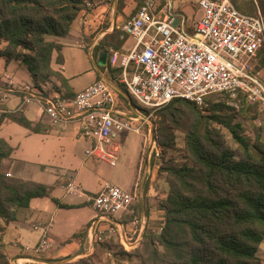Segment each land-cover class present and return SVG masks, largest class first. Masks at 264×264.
Returning a JSON list of instances; mask_svg holds the SVG:
<instances>
[{"label":"trees","instance_id":"16d2710c","mask_svg":"<svg viewBox=\"0 0 264 264\" xmlns=\"http://www.w3.org/2000/svg\"><path fill=\"white\" fill-rule=\"evenodd\" d=\"M141 2L138 0L139 7ZM257 2L233 0L241 12L256 15L260 10L264 16V0ZM86 8V0H0V57L26 65L37 89L56 78L60 86L55 92L63 98L73 97L64 76L52 69V56L62 49L57 40L69 34ZM58 61H62L61 56ZM208 105L175 99L159 111L160 121L154 122L163 149L157 170L160 176L167 175L169 186L162 203L166 219L161 232L146 235L141 245L129 253L114 241L96 242L93 254L67 264H101L100 257L108 251H113V256L135 257L140 264L264 262L258 256L264 242V141L260 132L254 142L246 139L241 124L220 114L225 105ZM246 106L258 116L256 104ZM4 120L32 132L40 131L39 124L19 111H4L0 126ZM214 124L229 130L238 149L227 143L212 127ZM259 131L263 130L259 127ZM177 132L185 135L184 164L165 161L164 157L176 148ZM12 152L9 143L0 137V264H9L3 241L5 226L17 219L20 208H28L35 198L49 196L51 190L48 185L8 177Z\"/></svg>","mask_w":264,"mask_h":264},{"label":"built area","instance_id":"2783aa9c","mask_svg":"<svg viewBox=\"0 0 264 264\" xmlns=\"http://www.w3.org/2000/svg\"><path fill=\"white\" fill-rule=\"evenodd\" d=\"M144 0L136 15L123 24L122 30L136 41L133 50L122 60L125 71L120 84L135 101L137 110L120 109V93L106 81L97 80L71 98L59 94L44 96L36 89H21V107L37 102L52 126L75 124L78 137L91 146L87 157L116 167L122 154V135L134 133L144 137V156L159 165L163 149L158 142L157 126L152 112L183 99L204 106L208 96H224L236 106L242 101L256 104L258 125L264 130V16L260 10L249 15L236 8L231 0H200L201 17L191 32L178 25L173 0ZM90 8L92 4L86 3ZM85 47V44L83 45ZM114 52L111 64L115 65ZM133 65V73L128 68ZM13 91V83L0 90V103ZM145 111L151 113L146 114ZM156 160V161H155ZM155 166V165H154ZM153 166V167H154ZM8 177L12 175L7 174ZM146 174L141 170L131 191L105 182L95 194H89L72 178L65 190L91 204L100 217L129 214L131 224L144 221L136 218L134 206L141 197ZM163 228V227H162ZM160 229V231L162 230ZM117 240L125 252L139 247L128 234L121 235L118 226L100 230L95 243ZM45 231L34 248L44 257L53 247ZM107 256L112 255L108 251ZM70 263V262H68ZM43 264H67L44 262ZM261 264H264L262 262Z\"/></svg>","mask_w":264,"mask_h":264},{"label":"crops","instance_id":"0c3cea01","mask_svg":"<svg viewBox=\"0 0 264 264\" xmlns=\"http://www.w3.org/2000/svg\"><path fill=\"white\" fill-rule=\"evenodd\" d=\"M199 1L173 0L174 10L178 13L177 26H182L183 21L187 31L193 30L194 23L201 17ZM87 2L92 6L79 13L66 37L57 40L62 49L53 53L52 69L64 76L72 95L97 80H103L119 90L120 109L137 110L126 89L119 87L114 76L119 78L123 75L125 67L122 66V60L136 44L134 38L122 30V26L136 15L138 0ZM100 47L104 50H98ZM103 52L107 54L104 63L100 61ZM114 52L118 53V60L115 65H111ZM59 56L61 62L58 61ZM127 71L131 73L130 67ZM9 83H13V91L7 93L5 100L0 103V117L4 111H19L40 126L39 132H32L9 120H4L0 126V137L13 148L11 177L51 188L49 196L33 199L28 208L18 210L15 221L5 226L3 241L9 264L75 262L95 252L96 235L109 226H118L121 235H132L139 246L146 235L155 234L163 227L166 211L162 203L168 196L169 186L159 175L157 162L149 160L143 152L140 155L136 152L124 162L123 184L127 191L133 189L141 167L146 174L141 197L134 206L136 218L144 223L133 227L127 213L100 217L86 200L67 194L65 186L67 180L72 178L84 192L97 193L105 182H110L105 169L107 164L87 157L86 150L91 144L78 137L75 124L52 126L37 102L21 107L27 96L21 91L25 87L36 89L44 96L57 93L45 86L37 89L26 65L0 57V90L6 91ZM152 164L155 165L153 168ZM56 201L67 208L59 206ZM45 231L54 244L46 256L38 257L34 248ZM113 241L118 244L117 240ZM262 252L258 256L264 261V250ZM110 257L112 259L106 260L107 254L102 255L101 264H139L135 257H123L121 254H112Z\"/></svg>","mask_w":264,"mask_h":264},{"label":"rangeland","instance_id":"374dc122","mask_svg":"<svg viewBox=\"0 0 264 264\" xmlns=\"http://www.w3.org/2000/svg\"><path fill=\"white\" fill-rule=\"evenodd\" d=\"M143 1L144 0H142L141 4L144 3ZM191 1L196 2L197 0H191ZM231 1L233 3V0H231ZM239 1L241 2L242 0H239ZM247 1H250V0H247ZM253 1L256 4H258V2H257L258 0H253ZM4 46H5V44L2 45V47H4ZM110 63H111V61H110ZM130 67H133V65H131ZM131 70H132L131 72L133 73L134 68H132ZM115 80H116V83L118 85H122L121 86L122 90L125 89L123 84H120V81L122 80V76L119 78L116 77ZM43 86H45L46 88H50L52 91L55 92L56 88L58 86H60V83L56 78H51L49 80V83H46ZM126 96L129 98V96L127 94H126ZM208 97H207L208 99L206 98L207 104L205 103V105H204L205 107L206 106L209 107L208 102H213V103L225 105L224 111H222L220 114L223 115L224 117L228 118V119H231L233 121V123H235V124L236 123L241 124L242 125V133L246 139H248L251 142H254L255 138H256V134L258 132H260L262 139L264 141V130L258 125L257 113H255L254 111H249L247 109V106H246L247 104L245 102L242 101L241 103H239L236 106L231 100H229L228 98H226L224 96L212 95V96H208ZM129 99L131 100V98H129ZM132 105L137 106L134 102L132 103ZM161 109H158V110L152 112L151 120L153 122L160 121V117L158 114H159V111ZM145 113L149 115V113H151V112L145 111ZM212 127L221 132V134L226 139L227 143L233 149H238L239 145L234 141V139L232 138V135L228 129H226L225 127H223L219 124H214V125H212ZM259 127L263 131H259ZM176 135H177V146L175 149L168 151L165 154V156H164L165 161L172 159V160L176 161L178 164H184L187 162L186 150H185V135L182 132H177ZM122 140H123L122 141L123 149H122V154L119 158V162H118L117 167L113 168V167L107 165V167L105 169H106V174L109 176L110 183H112L113 185L119 186L122 189L126 190L124 188L125 185L123 184V183H125L124 176H123V173H124L123 167L126 166V164L124 163L126 161L125 159H128V158L130 159V157H132L134 154H136V152H138L140 155L145 149V141H144L143 136H140V135H137L134 133H126V134L122 135ZM153 166H154V164H152V168H153ZM161 177L164 178V180L166 181V179H167L166 174H162ZM160 232L161 231L159 230L155 234H159ZM148 235H152V234H148ZM263 250H264V242L262 243V245L260 246V249H259L260 255L263 253L262 252ZM110 259H112V258L108 257L106 260H110ZM106 262L107 261H104V263H106Z\"/></svg>","mask_w":264,"mask_h":264},{"label":"water","instance_id":"95a60500","mask_svg":"<svg viewBox=\"0 0 264 264\" xmlns=\"http://www.w3.org/2000/svg\"><path fill=\"white\" fill-rule=\"evenodd\" d=\"M106 57H107V54L105 52L101 53V55H100V61L104 63L105 60H106Z\"/></svg>","mask_w":264,"mask_h":264}]
</instances>
